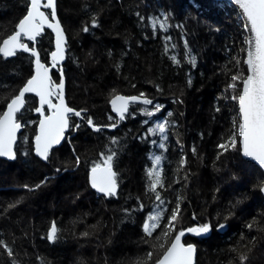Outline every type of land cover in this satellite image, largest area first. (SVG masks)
Masks as SVG:
<instances>
[{"label": "trees", "instance_id": "obj_1", "mask_svg": "<svg viewBox=\"0 0 264 264\" xmlns=\"http://www.w3.org/2000/svg\"><path fill=\"white\" fill-rule=\"evenodd\" d=\"M27 3L0 0V41L14 31L26 14ZM218 4V8L209 9L207 0H56L57 17L67 39L66 58L60 67L68 106L86 109L82 115L104 125L111 123L108 116L115 117L108 104L112 89L123 95L144 92L164 105L156 117L169 119L175 127L170 128L168 150L162 153L158 137H152L157 145L140 138L155 119L143 125L146 117L138 111L116 129L105 128L101 133L74 117L81 128L67 133V139L46 163L33 156L31 143H23L20 133L15 161L0 159V238L10 243L16 238L13 247L21 264H134L138 256L143 257L144 249H151L141 240L142 216L146 213L138 210L136 197L151 208L144 193L145 169L151 167L153 154L164 157L161 167L166 187H171L160 191L173 202L169 207L174 206L177 195L184 197L178 227L205 222L212 225L206 236L185 237L196 246L195 264H239L236 257L241 252L249 257L246 264H264V231H257V225L252 231L245 227L254 217L264 226V200L259 191L264 175L235 150L225 152L213 166L221 151L217 144L230 134L233 120L238 119L237 104L220 97L230 75L238 70L229 60L243 55L240 49L245 37L235 10L224 2ZM137 13L145 16V21H140ZM165 15L170 27L166 32L157 28L153 33L147 17L164 19ZM92 16H96L98 27H91ZM85 25L88 32L82 31ZM46 33L37 48L42 62L50 63L53 33L50 29ZM165 36L171 40L165 41ZM185 53L196 57L195 67L188 63ZM172 55L181 60L180 65L172 63ZM31 59L27 53L0 58V97L22 85L31 71ZM239 70L246 75L245 65ZM58 75V70L52 69L53 79ZM157 86L162 91H157ZM30 97L31 103L37 104L36 98ZM169 111L172 117H167ZM25 118L38 121L39 114L27 111ZM35 128L33 123L22 129L29 141ZM111 136L121 138L123 144L115 163L119 190L117 196L104 199L89 189L87 173ZM73 149L81 157L79 167L73 166ZM25 150L29 151L27 157ZM181 155L186 156L187 164L177 175ZM186 172L190 174L185 182ZM45 177L47 181L34 192L23 187L41 183ZM176 179L181 182L172 183ZM9 204L15 207L8 208ZM230 205H235L233 215L225 221ZM123 208L135 211L126 215ZM53 222L58 238L50 242L47 230ZM218 223L225 224L222 232ZM84 232L89 235L83 236ZM241 234L248 239L256 237L255 246L244 247L248 239L241 241ZM232 247H237L236 253L230 251ZM0 264H7L6 256L0 255Z\"/></svg>", "mask_w": 264, "mask_h": 264}, {"label": "snow or ice", "instance_id": "obj_2", "mask_svg": "<svg viewBox=\"0 0 264 264\" xmlns=\"http://www.w3.org/2000/svg\"><path fill=\"white\" fill-rule=\"evenodd\" d=\"M231 2L238 7L240 10L239 15L245 19L244 29L247 36L243 42L244 47L240 49L243 55L232 57L229 60V63H234L238 70L230 75L229 82L225 84L220 98L234 101L238 105V119L233 120V129L230 134L226 138H222V142L217 144V148L221 151L217 153L213 166L225 152L235 150L243 157L254 161L261 170H264V0H231ZM196 6L201 7L202 5L197 4ZM207 7L209 9L218 8V0H207ZM137 16L140 21L146 19L145 16L139 13H137ZM147 22L153 33L156 32L157 28L166 32L170 27L167 15L163 20L149 16ZM91 27H98L96 16L91 17ZM46 29H50L55 36L54 50H51L48 54L50 63L42 62L37 48V45L47 34ZM82 31L88 32L89 27L85 25ZM164 39L170 41L171 37L165 36ZM172 47L174 48L175 45ZM185 48H187L186 41ZM66 49L67 39L57 17L56 0H28L26 14L15 24L14 31L0 41V58L7 60V58L18 57V54L24 53L32 58L31 71L22 85L0 97V157H7L10 160L16 159L17 134L21 133L22 142L25 144L31 143L35 155L47 162L56 150V146L61 145V142L67 139L66 133L75 132L81 128V123H77L73 119L74 117L85 121L93 132L101 133L105 128L116 129L120 122L125 121L129 116L135 115L137 111L143 117H146L142 121L143 125H150V121L155 119V123L147 126L146 132L140 138L147 140L151 145H157L158 141L152 139V137H158L159 149L162 150V153L167 152L166 142L169 140V131L175 125L167 118L160 119L156 117L157 113H161L164 105L155 102L154 98H150L144 92H140L138 95H123L119 94L116 89H112L108 104L111 106V111L115 113V117L108 116L111 123L104 125L94 123L91 116L82 115L86 113V109L76 110L68 106L65 101L64 70L60 67L66 58ZM164 50L167 54V44H165ZM109 55L111 56V53ZM184 55L188 63L195 67L196 57L190 55V53ZM169 59L175 65L181 63L176 55L170 56ZM241 64L246 65V75L244 71L239 70ZM115 67L119 71V63L115 64ZM52 69H57L59 72L56 79H53ZM187 83L191 84L190 78ZM132 87H135V85H132ZM157 91H162V89L157 86ZM28 94H33L34 97L38 98V104H32L31 97ZM173 102L175 103L177 100ZM179 102L182 103V101ZM133 105L136 107L132 108ZM27 111L38 113V122L27 120L25 118V112ZM172 116V112H167V117ZM33 123L37 126L34 129L32 140L29 141L28 135L21 130ZM68 142L70 143V140ZM177 143L179 144L180 141L177 140ZM122 148L121 138L117 136L109 137L108 144L98 154L99 160H93L88 167L87 180L90 188L105 198L118 195L119 173L115 170V163ZM181 149H183V145H181ZM191 151L193 155L196 154L195 147ZM23 155L27 157L29 151L25 150ZM73 156V166L79 167L81 157L76 155L75 149H73ZM163 158L162 154L151 155V167L145 169L147 179L144 195L151 201V208H147L140 197H136L138 210L141 213H146L142 216L141 230L143 235L141 240L144 244L149 245L151 250L137 259L134 264H192L195 245L182 242V237L186 233L201 236L209 233L212 228V225L208 222L187 228L178 227L181 224V202L184 197L177 195L174 206L169 207L173 202L166 200L162 195L161 189L167 191L171 187V184L166 187V179L161 167ZM186 164V156L181 155L177 162V175L185 169ZM56 171L59 172L60 169L57 168ZM189 174L186 172L183 176L185 182L188 180ZM47 179L45 177V180L41 183L33 186L25 184L23 187L28 192H34ZM180 182L179 179L172 181V183ZM215 191H219V189ZM259 191L264 193V183L260 185ZM213 199H215V196H213ZM238 203L239 201H237ZM13 207H15V204L8 205V208ZM234 207L235 205H230L225 210L227 212V215L223 217L225 221L233 215L231 209ZM122 211L126 215H130L135 209L123 208ZM193 219H195V214H193ZM254 225H257V231H264V226H260L255 217L245 227L252 231ZM217 227L222 229L225 224L218 223ZM82 235L88 236L89 233L84 232ZM57 238L58 228L56 223L53 222L47 230V240L52 242ZM245 239L248 238L241 234V241ZM15 240L16 238L13 237L10 243L8 240L0 238V255L6 256L7 264H21L17 259L19 253L13 247ZM255 243L256 237H251L248 239V244L243 246L248 248L249 244L255 246ZM248 250L250 252L251 248ZM230 251L236 253L237 247H232ZM154 256L155 259L153 260ZM236 259H238L239 264H246L249 257L246 253L241 252Z\"/></svg>", "mask_w": 264, "mask_h": 264}, {"label": "water", "instance_id": "obj_3", "mask_svg": "<svg viewBox=\"0 0 264 264\" xmlns=\"http://www.w3.org/2000/svg\"><path fill=\"white\" fill-rule=\"evenodd\" d=\"M218 2H224L225 4L229 5L231 8H233V9L235 10V12H236V14H237L239 20H240L241 23H242L243 32H244V35H245V38H246V36H247V32H246V30L244 29L245 19L243 18V16L239 15L240 10L238 9V7L235 6L234 4H232L231 0H218ZM245 38H244V40H245ZM54 47H55V36H54V34H53V50H54ZM245 68H246V65H245ZM51 74H52V72H51ZM28 95H29V96H34L33 94H28ZM35 98H36V97H35ZM36 100H37V104H38V98H36ZM65 101H66V99H65ZM109 105H110V104H109ZM110 108H111V106H110ZM237 111H238V105H237ZM112 113H113V112H112ZM113 114L115 115V113H113ZM37 122H38V121H37ZM36 126H37V124H36ZM21 131H22V130H21ZM19 134H20V133H18L17 136H18ZM66 134H67V133H66ZM66 137H67V136H66ZM63 143H64V141L61 142V145H62ZM61 145L56 146V149L59 148V147H61ZM32 154H33V156H34L36 159H38L40 162H42V163H46L45 161H43V160H41L39 157H37V156L35 155L34 151H32ZM239 154H240V153H239ZM240 157H241L242 160H244V161H246V162H249L250 164H252V165L256 166L258 169H260L259 166L256 165L254 161H251L249 158L243 157L241 154H240ZM0 159H1L2 161H4V162H13V161H15V159H14V160H10V159H8L7 157H0ZM260 171H261L262 173H264V170H261V169H260ZM263 175H264V174H263ZM87 184H88V180H87ZM88 187H89V189H90L92 192L96 193L94 189H91V188H90L89 184H88ZM118 190H119V187H118V189H117V192H118ZM96 194H97V193H96ZM97 195H99L100 197H103V196L100 195V194H97ZM260 195H261V197H262L263 200H264V193H261V192H260ZM103 198H104V199H108L109 197H108V198L103 197ZM218 230H219V232H222V231H223V228H222V229L219 228ZM189 234H190V233H186L185 236L182 237V242H184L185 237H186L187 235H189ZM207 234H208V233H207ZM207 234H203V235H201V236H205V235H207ZM195 258H196V246H195V251H194L193 256H192V264H195Z\"/></svg>", "mask_w": 264, "mask_h": 264}, {"label": "rangeland", "instance_id": "obj_4", "mask_svg": "<svg viewBox=\"0 0 264 264\" xmlns=\"http://www.w3.org/2000/svg\"><path fill=\"white\" fill-rule=\"evenodd\" d=\"M160 20H163V19H160ZM244 38H245V37H244ZM243 42H244V39H243ZM191 235L195 237V235H193V234H191ZM184 242H185V243H188L187 240H184ZM147 251H149V249H144V251L142 252L141 255L144 256V255L146 254ZM131 257H132V256H131ZM141 257H142V256H138V259L141 258ZM132 259H133V258H132ZM135 259H136V258H135Z\"/></svg>", "mask_w": 264, "mask_h": 264}]
</instances>
